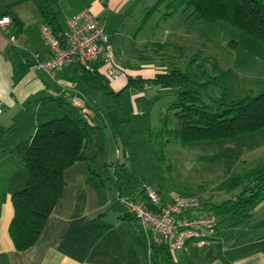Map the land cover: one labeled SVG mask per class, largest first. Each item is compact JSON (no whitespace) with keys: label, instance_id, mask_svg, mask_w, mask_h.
<instances>
[{"label":"crops","instance_id":"obj_1","mask_svg":"<svg viewBox=\"0 0 264 264\" xmlns=\"http://www.w3.org/2000/svg\"><path fill=\"white\" fill-rule=\"evenodd\" d=\"M50 1L55 6L56 14L49 26L58 37L62 38L65 34V21L68 17L82 10H88L104 21L112 43V39L116 40L117 35H131L137 22L142 25L145 11L157 0ZM165 4L166 1L159 5V11L160 8L164 11ZM163 11L157 19L156 26L159 22L168 19L162 16ZM176 14L179 15V19L195 17L189 14V10L176 11L174 15ZM4 15H8L11 21L5 29H0L1 124L14 125L19 138L23 139L24 136L27 138L32 135L40 122L59 115L58 104L50 98H59L65 102L63 106L77 113L80 112L75 104L78 105L82 101H86L92 109H95L93 108L95 103L91 104L89 98L93 100L98 97L102 103H98L99 107L103 105L106 101L103 89L96 87L95 80L91 79L90 71L81 66L73 64L58 68L52 74L33 67L36 59L49 56L48 44L40 30L41 25L48 21L41 15L33 0H0V17ZM168 32H171L170 29H167ZM136 36L133 35L132 38ZM259 47L264 50V45ZM208 56L217 60L215 55ZM93 66L94 72L104 78L103 81L107 83L109 91L118 92L126 86L125 75L121 74L115 79L106 77V63L103 60L95 61ZM150 72L151 75L148 78H152L159 71L151 69L149 74ZM230 81L231 79L228 92L231 91L232 95H237ZM45 103H53L55 108L42 112L37 115V118H31L32 120L26 118L20 125L15 115L17 108L21 107V112L26 113L27 106L33 107ZM24 123L27 125L23 126ZM260 131L264 133V129ZM92 135L94 134L91 132L89 142L83 150L87 157H91L96 152V137ZM259 148L264 149V143ZM81 161H76L64 171L65 185L62 198L48 216L36 242L25 250H16L8 233L13 205L10 193L7 195L0 210V264L145 263L148 251L145 244L146 239L144 240L145 237L140 228L122 206L123 211L113 212V207L119 205L113 196L108 199L105 196L99 197L100 186L104 183L101 181L98 184L97 179H94L98 173L89 162L92 160ZM89 168L95 172L93 176L88 171ZM21 169L23 168L18 167L9 175L11 192L25 184L24 174H18ZM134 189L137 187L131 188V190ZM137 193L138 191L134 192V196H137ZM262 206H264V199L248 209L247 216H250V223L244 230L246 232L242 233L244 237L241 241L242 237L228 238V235H224V232L219 231L217 227V238L206 246L199 248L189 242L182 249H169L170 261L173 264H201L205 258V264H264V226H259L261 222H264V212L254 219L251 215L254 210H259ZM230 228L225 231L228 232ZM216 241L219 243L214 244ZM220 241L223 245L224 243H227L226 246L232 245L237 251L230 255L227 254L226 258L213 253V250H216L215 247L221 244ZM236 242L238 244H235ZM204 247L208 249L199 251ZM156 254L158 258L161 257V264H168L166 255L162 251H157ZM150 256L152 259V250ZM194 256L200 260L198 263L195 262Z\"/></svg>","mask_w":264,"mask_h":264},{"label":"trees","instance_id":"obj_2","mask_svg":"<svg viewBox=\"0 0 264 264\" xmlns=\"http://www.w3.org/2000/svg\"><path fill=\"white\" fill-rule=\"evenodd\" d=\"M33 1L49 25L56 14L54 4L50 0ZM165 1L163 17L176 11L189 10L190 15L205 21H227L251 38L264 43V0H157L145 11L142 23ZM151 46L155 50L177 52V57L186 50L180 44L169 42L151 43ZM90 73L96 87L103 89L107 113L113 112L115 118H118L111 127L113 136L117 133L118 124L124 121L120 117L123 114L121 92L137 81L150 83L159 92L175 94L166 108L163 127L157 132L161 148L173 138L182 145L191 146L205 140H230L264 129V93L253 96L232 95L228 92V72L220 68L214 57L204 56L199 51L190 56L184 70L171 67L157 72L152 78L135 80L128 77L126 86L118 92L109 91L107 83L103 84V77L94 71ZM209 87L217 89L218 93L209 94ZM50 100L58 104L59 115L40 122L34 133L25 139L19 138L14 125L5 126L0 123V210L10 193L13 215L8 233L14 248L20 251L36 242L48 216L60 202L65 185L64 171L78 160L87 161L95 156L87 157L83 152L91 132L97 135L99 150L96 154L102 152L106 120L95 109L90 119H84L80 113L63 106L65 102L59 98ZM122 165L126 166L127 160ZM18 167L26 172L25 185L11 192L9 175ZM89 172L95 174L92 168H89ZM219 187L227 192L241 187L219 209H225L234 217L245 216L250 207L264 199V158L255 161L242 172L234 169ZM131 188L120 186L119 193L133 194L138 191L134 197L149 206L143 195V187ZM201 208L213 211L210 202L201 204ZM259 226H264V222ZM151 250L152 264H161L162 259L157 257V251H162L167 263L173 264L165 245L152 244Z\"/></svg>","mask_w":264,"mask_h":264},{"label":"rangeland","instance_id":"obj_3","mask_svg":"<svg viewBox=\"0 0 264 264\" xmlns=\"http://www.w3.org/2000/svg\"><path fill=\"white\" fill-rule=\"evenodd\" d=\"M160 9L159 11L158 7L157 10L152 11L142 25L137 22L131 35L121 34L116 36V40L112 39L115 53L111 62L119 75H125L128 81V77L135 80L147 79L151 75V72L149 74L151 69L163 71L177 67L184 70L190 56L199 51L204 56L211 54L217 57L220 68L228 72L230 84L238 96L264 93V50L259 47L264 43L251 38L227 21H205L197 18L196 15L192 18L179 19V13L176 15L173 13L166 21H161L156 26L157 19L163 11L162 8ZM167 29L171 32L167 33ZM133 35L137 36L132 38ZM154 41L174 42L184 46L186 50L177 57V52L171 50L164 52L152 48L151 43ZM108 65L107 63L106 70ZM208 93L217 94L218 90L209 87ZM203 95L205 96V93ZM174 97L175 94L159 92L158 88L150 83L137 81L129 85L120 95L123 113L120 117L124 121L118 124L115 136L111 127L118 118H115L113 112L107 113L104 103L99 107L98 103H101V100L98 97L93 100L89 98L91 104L95 103L93 108L96 113L107 122L101 144L102 152L96 154L99 150L96 142L95 156L92 154L94 157L89 159L92 160L89 162L93 169L98 173L94 179H97L98 184L101 181L104 183L100 186L99 197L105 196L108 199L113 196L116 200L120 186L142 188L144 185L154 187L163 195L169 192L192 195L202 204L207 202L212 204L214 213L220 219L219 231H223L228 238L242 237L241 241L244 237L242 233L246 232L244 230L250 223L248 210L245 216L234 217L230 212H225V209H219V206L234 193H238L241 187L233 192H227L219 185L234 169L242 172L255 161L264 158V149L259 148L264 143V133L258 131L230 140H205L191 146L182 145L173 138L161 148L157 141V138L160 139L157 132L163 127L166 108ZM75 107L84 119H90V116L94 115V109L86 101L75 104ZM54 108L53 103H45L33 107L27 106L26 113H22L20 107L17 108L15 115L21 125L24 119L37 118L42 112ZM92 136L97 140V135ZM25 138L26 136L23 137ZM124 160H127V165L123 167ZM21 173L26 180L25 170L21 169L18 174ZM113 209L115 213L123 211L120 205H115ZM262 212L264 206L254 210L251 215L254 219ZM227 228H230L228 232L225 231ZM217 243L219 241L214 242ZM220 243L222 245H218L219 247L213 250V253L222 255L220 257L226 258L227 254L237 251L232 245L226 246L227 243L223 245L221 241ZM207 249L204 247L199 251ZM194 257L195 262L198 263L200 260ZM203 261L201 264L206 263L205 258Z\"/></svg>","mask_w":264,"mask_h":264},{"label":"built area","instance_id":"obj_4","mask_svg":"<svg viewBox=\"0 0 264 264\" xmlns=\"http://www.w3.org/2000/svg\"><path fill=\"white\" fill-rule=\"evenodd\" d=\"M10 21L8 15L0 17V29H5ZM65 23L66 32L62 38L49 25H41L49 56L36 59L33 67L52 74L58 68L77 64L92 72L93 63L103 60L109 64L106 76L117 78L119 73L111 62L114 50L104 21L82 10L68 17ZM143 195L149 206L133 194L123 192L116 200L133 217L146 239L148 253L144 264H152V244H163L173 250L182 249L190 242L201 248L217 238L219 217L212 211L202 210V203L195 196L169 192L161 197L150 185L143 186Z\"/></svg>","mask_w":264,"mask_h":264},{"label":"water","instance_id":"obj_5","mask_svg":"<svg viewBox=\"0 0 264 264\" xmlns=\"http://www.w3.org/2000/svg\"><path fill=\"white\" fill-rule=\"evenodd\" d=\"M103 83L105 84V81H103Z\"/></svg>","mask_w":264,"mask_h":264}]
</instances>
